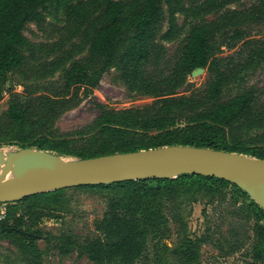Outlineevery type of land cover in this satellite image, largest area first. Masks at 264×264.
Listing matches in <instances>:
<instances>
[{
	"label": "rangeland",
	"instance_id": "1",
	"mask_svg": "<svg viewBox=\"0 0 264 264\" xmlns=\"http://www.w3.org/2000/svg\"><path fill=\"white\" fill-rule=\"evenodd\" d=\"M109 1L112 0H49L40 6L41 19L27 22L23 29L27 45L18 46L24 56L23 65L0 79V119L17 93L26 97L57 92L55 85L71 64L87 54L90 38L106 23L102 12ZM119 1L123 4V26L116 56L129 46L134 34L132 13L141 3ZM162 7L163 18L151 56L143 66L151 76L172 74L193 26H212L207 66L182 77L165 97L196 96L206 88L211 68L220 65L229 76L221 94L210 103L253 89L257 106L264 104V0H169L163 1ZM103 65V59H99L92 67L100 69ZM65 100L55 103L45 119L31 116L26 129L42 122L46 128L29 140H21L26 134L12 139L0 135V153L5 157L21 146L36 148L32 142L40 137L51 146H62L61 140H84L86 135L79 133L99 114L97 103L111 109L142 108L158 106L164 97H153L130 86L122 78L115 57L111 67L100 71L90 92L72 91ZM40 150L63 160L79 159L51 147ZM57 190L47 203L38 202L35 207H30L33 201L24 199L5 202L14 206L10 223L21 218V226H29L36 237L0 231V264H96L87 255L85 243L98 235L96 226L110 200L121 196L106 187ZM163 194L165 190L153 195L154 202L142 205L147 208L146 215L137 213L144 217L143 245L139 256L127 264H184L188 250L194 257L189 264H259L254 260V249L261 244L264 218L258 220L251 211L255 201L250 196L230 184L214 187L210 182L193 184L186 179L179 180L172 200ZM120 208L125 212L128 206L121 203ZM41 213L45 215L37 219Z\"/></svg>",
	"mask_w": 264,
	"mask_h": 264
},
{
	"label": "trees",
	"instance_id": "2",
	"mask_svg": "<svg viewBox=\"0 0 264 264\" xmlns=\"http://www.w3.org/2000/svg\"><path fill=\"white\" fill-rule=\"evenodd\" d=\"M47 1L49 0H0V79L23 65L24 56L18 50V46L28 43L23 29L27 22L41 19L39 8ZM163 1L169 0H141L132 13L134 34L129 46L117 56L115 49L123 26V4L119 0L107 2L102 12L106 23L90 38L87 54L71 64L62 81L55 85L57 92L52 96L41 94L24 97L17 93L12 97L3 119H0V135L3 139L26 134L21 140H29L35 132L46 128L45 122L27 129L26 125L33 115L42 119L48 117L54 104L66 101L70 92L76 94L80 89L90 92L99 80L100 71L111 67L116 57L122 78L147 95L164 97L162 104L111 109L97 103L99 114L87 129L79 133L86 135L84 140H61L62 146H51L46 144V138L40 137L32 145L37 149L51 147L79 159L172 145L203 147L264 158V104L257 106L255 91L245 90L223 102L210 103V100L221 94L227 83L229 72L225 67L217 65L211 68V78L206 88L196 96L165 97L172 93V88L179 84L182 77L197 67L207 66L211 25L203 23L190 29L185 38L182 57L171 75L151 76L144 71L143 66L150 59L154 39L163 18ZM99 59H103L104 65L100 69H94L92 66ZM24 147L28 146L20 148ZM183 179L193 184L210 182L214 187L230 184L248 197L246 192L228 181L197 174H180L171 179L147 177L83 186L106 187L121 196L118 200H110L96 226L98 235L85 243L84 248L90 259L96 264H127L137 258L144 235L141 228L144 217L137 213L146 215L147 208L142 205L154 202L153 195L160 194L161 190H165L163 196L172 200L179 180ZM56 191L22 199L33 201L30 207H35L38 202L47 203ZM121 203L128 206L125 212L120 210ZM13 208L14 206L7 204V219L0 223V231H14L16 235L27 238L36 237L29 226H21L24 224L21 218H16L15 224L10 223L11 214L15 212ZM251 211L258 220L264 218V211L256 202ZM44 215L41 213L37 219ZM262 228L261 244L258 249H254V260L258 261L264 256V224ZM193 259L192 251L188 250L184 264H189Z\"/></svg>",
	"mask_w": 264,
	"mask_h": 264
},
{
	"label": "water",
	"instance_id": "3",
	"mask_svg": "<svg viewBox=\"0 0 264 264\" xmlns=\"http://www.w3.org/2000/svg\"><path fill=\"white\" fill-rule=\"evenodd\" d=\"M202 68H195L196 74ZM9 172L10 177L4 178ZM180 174L213 176L247 193L264 211V158L193 146H164L85 159L24 147L0 153V202L68 187ZM39 237V236H38Z\"/></svg>",
	"mask_w": 264,
	"mask_h": 264
},
{
	"label": "built area",
	"instance_id": "4",
	"mask_svg": "<svg viewBox=\"0 0 264 264\" xmlns=\"http://www.w3.org/2000/svg\"><path fill=\"white\" fill-rule=\"evenodd\" d=\"M7 219V205L5 202H0V223ZM259 264H264V256L258 261Z\"/></svg>",
	"mask_w": 264,
	"mask_h": 264
}]
</instances>
